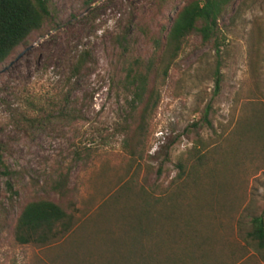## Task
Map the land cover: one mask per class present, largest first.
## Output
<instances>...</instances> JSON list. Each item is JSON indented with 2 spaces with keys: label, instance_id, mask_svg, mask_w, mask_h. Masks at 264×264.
<instances>
[{
  "label": "rangeland",
  "instance_id": "rangeland-1",
  "mask_svg": "<svg viewBox=\"0 0 264 264\" xmlns=\"http://www.w3.org/2000/svg\"><path fill=\"white\" fill-rule=\"evenodd\" d=\"M188 1L47 0L50 20L0 64V154L13 173L0 166V264H104L110 253L94 234L109 226L97 215L113 200L125 213L140 203L127 198L130 182L158 196L180 192L185 216L197 207L207 238L199 264H264V251L244 241L251 215L264 213V0H233L222 14L217 93L215 52L193 36L158 84L155 111L132 139L133 147L142 141L136 154L124 145L136 123L131 93L119 84L123 69L160 55L153 41ZM201 146L196 166L189 152ZM59 172L69 173L75 226L48 246L18 245L21 208L57 201L43 188Z\"/></svg>",
  "mask_w": 264,
  "mask_h": 264
},
{
  "label": "trees",
  "instance_id": "trees-1",
  "mask_svg": "<svg viewBox=\"0 0 264 264\" xmlns=\"http://www.w3.org/2000/svg\"><path fill=\"white\" fill-rule=\"evenodd\" d=\"M232 2L233 0H189L176 13L163 39L153 41L155 50L159 51L160 55L146 62L135 60L124 67L123 79L119 84L131 93V99L128 101L129 117L136 123L131 137L124 141L128 150L136 149L142 144V141L137 142L136 147H133L132 139L138 134L141 136L147 124V116L155 111L158 103L159 82L165 80L171 64L193 36L199 37L203 45L210 44L215 52L213 77L214 92L217 93L221 82V48L225 43L218 23ZM49 20L47 0H0V64L19 46L26 45L28 37L41 30ZM85 60V55L78 58L75 72L83 67ZM60 114H63L62 110ZM203 147H194L189 152V157L196 158V166L200 165L203 158ZM132 151L129 150L130 156L136 154ZM0 166L4 169L3 175L11 178L13 173L4 166L1 154ZM180 170L183 171L181 165ZM145 181L146 178H143L144 185H147ZM68 184L69 173L59 172L43 188L45 195L52 193L57 196V201L46 196L27 202L21 208L13 232L18 245L48 246L72 231L78 211L74 208L71 210L72 204L65 201L70 192ZM7 186L12 189L9 182ZM124 191L128 199H131V195L140 200V203L129 204L130 210L125 213L120 210L118 201L113 200L105 205V210H99L98 215L96 214L101 219V225L109 226L94 234V243L104 247L107 255L110 253V256H105L106 259H102L104 264L202 262L207 238L201 236L198 227L200 224L197 219L200 215L193 213L196 206L189 216H185L178 209L183 200L179 198L180 192L158 196L156 189L147 190L143 185L138 187L131 182L124 187ZM192 195L191 197L195 198V195ZM111 221L114 222L113 227L109 224ZM157 221L160 223L158 234ZM103 234L107 236L101 238ZM244 241L252 250L264 251V213L251 215ZM86 242L90 241L83 239L82 244ZM101 254L104 253H100L98 259Z\"/></svg>",
  "mask_w": 264,
  "mask_h": 264
},
{
  "label": "water",
  "instance_id": "water-1",
  "mask_svg": "<svg viewBox=\"0 0 264 264\" xmlns=\"http://www.w3.org/2000/svg\"><path fill=\"white\" fill-rule=\"evenodd\" d=\"M29 49H31V48H28L27 50H29Z\"/></svg>",
  "mask_w": 264,
  "mask_h": 264
}]
</instances>
